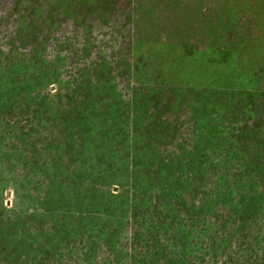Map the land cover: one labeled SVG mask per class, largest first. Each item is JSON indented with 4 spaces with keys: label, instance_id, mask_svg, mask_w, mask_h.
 <instances>
[{
    "label": "rangeland",
    "instance_id": "1",
    "mask_svg": "<svg viewBox=\"0 0 264 264\" xmlns=\"http://www.w3.org/2000/svg\"><path fill=\"white\" fill-rule=\"evenodd\" d=\"M196 12L0 0V264H169L171 228H194L197 172L229 160L240 116L259 119L264 158L261 82L216 76L228 38L203 43Z\"/></svg>",
    "mask_w": 264,
    "mask_h": 264
},
{
    "label": "trees",
    "instance_id": "2",
    "mask_svg": "<svg viewBox=\"0 0 264 264\" xmlns=\"http://www.w3.org/2000/svg\"><path fill=\"white\" fill-rule=\"evenodd\" d=\"M192 1L197 7L199 39L219 51L224 49L219 46L221 40L228 38L223 41L229 48L211 59L217 61L216 76L260 81L261 85L250 87V95L264 92V0H207V12L201 11L206 0ZM245 19H250L251 26ZM205 76L197 74L200 80ZM258 120L249 126L243 116L237 118L239 137L235 139L232 132L224 136L234 144L229 160L200 166L193 188L198 193L194 228L189 233L179 225L171 228L170 234H178L182 246L169 264H264V158L259 156L260 149L250 148ZM216 131L213 137L218 143Z\"/></svg>",
    "mask_w": 264,
    "mask_h": 264
}]
</instances>
